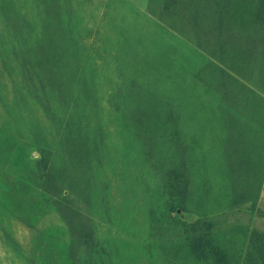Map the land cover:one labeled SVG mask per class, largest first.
I'll list each match as a JSON object with an SVG mask.
<instances>
[{
  "label": "rangeland",
  "instance_id": "1",
  "mask_svg": "<svg viewBox=\"0 0 264 264\" xmlns=\"http://www.w3.org/2000/svg\"><path fill=\"white\" fill-rule=\"evenodd\" d=\"M255 231L264 0H0V264H246Z\"/></svg>",
  "mask_w": 264,
  "mask_h": 264
},
{
  "label": "trees",
  "instance_id": "2",
  "mask_svg": "<svg viewBox=\"0 0 264 264\" xmlns=\"http://www.w3.org/2000/svg\"><path fill=\"white\" fill-rule=\"evenodd\" d=\"M195 225H193V227L195 228ZM210 229V228H209ZM209 229L207 231H209ZM87 232V237L91 236V229L87 228L86 231ZM254 236H252L250 243L252 244V246H250L249 250H248V255H247V259H248V263L250 264H263L264 262V235H260L257 231L254 232ZM210 235L211 233H206L205 232V236L201 235L198 236L196 238V241L194 242L193 246L195 249H197L198 246H200V250L201 251H205L206 248L208 247V245L211 244L210 242ZM256 236V237H255ZM215 247H211L210 249H214ZM219 260V259H218ZM246 263V264H248Z\"/></svg>",
  "mask_w": 264,
  "mask_h": 264
}]
</instances>
